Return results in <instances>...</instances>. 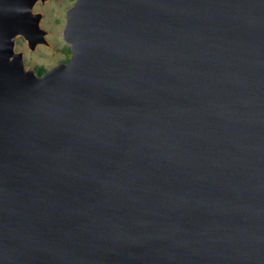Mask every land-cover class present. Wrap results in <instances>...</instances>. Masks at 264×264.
Masks as SVG:
<instances>
[{"label": "water", "instance_id": "95a60500", "mask_svg": "<svg viewBox=\"0 0 264 264\" xmlns=\"http://www.w3.org/2000/svg\"><path fill=\"white\" fill-rule=\"evenodd\" d=\"M0 0V264H264V0Z\"/></svg>", "mask_w": 264, "mask_h": 264}, {"label": "rangeland", "instance_id": "374dc122", "mask_svg": "<svg viewBox=\"0 0 264 264\" xmlns=\"http://www.w3.org/2000/svg\"><path fill=\"white\" fill-rule=\"evenodd\" d=\"M75 0H49L44 3L38 2L34 9V13H41L43 19L40 22V28L47 31L46 40L48 47L37 46L33 53L26 50L20 39L16 40V49L24 50L25 60L31 66H40L47 70L54 65L65 62L71 58L68 47L64 44L61 31L64 27V15Z\"/></svg>", "mask_w": 264, "mask_h": 264}, {"label": "flooded vegetation", "instance_id": "af4514ba", "mask_svg": "<svg viewBox=\"0 0 264 264\" xmlns=\"http://www.w3.org/2000/svg\"><path fill=\"white\" fill-rule=\"evenodd\" d=\"M69 9V8H68ZM67 9V10H68ZM67 10H66V12H67ZM66 12H65V15H66ZM65 15H64V25H65ZM42 19H43V16H42ZM41 19V20H42ZM64 28V27H63ZM45 31V30H44ZM62 31H63V29H62ZM62 31H61V36H62ZM46 33H47V31H45ZM47 35H48V33L46 34V36H45V40H46V37H47ZM18 39H20V41H21V43H23V45H24V47L26 48V50H28L29 52H31V53H33L34 51H35V49L37 48H35L34 50H32L29 46H28V44H27V42H26V40L23 38V37H19ZM63 39V38H62ZM47 41V40H46ZM64 42V41H63ZM65 44V43H64ZM39 46V45H38ZM41 46H45V47H48V42H47V44H41ZM68 52L71 54V52H70V48L68 47ZM15 51L17 52V53H21L22 54V57H23V61H24V64H25V66L27 67V68H29V69H31L34 73H35V75L37 76V77H41L46 71H48L47 69H45V68H43V67H40V66H38V67H36V66H31L29 63H27V61L25 60V52H24V50H17L16 49V44H15ZM71 59V58H70ZM70 59H68V60H66L65 62H61V63H58V64H62V63H67ZM58 64H56V65H58ZM56 65H54V66H56ZM53 66V67H54ZM52 68V67H51Z\"/></svg>", "mask_w": 264, "mask_h": 264}]
</instances>
